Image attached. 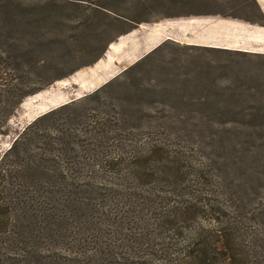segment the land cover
<instances>
[{"label":"rangeland","instance_id":"rangeland-1","mask_svg":"<svg viewBox=\"0 0 264 264\" xmlns=\"http://www.w3.org/2000/svg\"><path fill=\"white\" fill-rule=\"evenodd\" d=\"M233 1L244 9L232 11ZM233 12L259 20L249 0H0V110L7 108L8 93L19 96L24 78L34 84L51 79L4 124L0 158L17 144L5 167L19 179V136L54 109L65 107L54 117L59 121L50 122L54 128L94 127L102 112L127 118L148 113L156 118L124 125L159 134L198 130L200 143L214 136L220 158L214 174L239 194L242 212L252 214L264 203V57L187 47L178 43L175 23H166L175 19L169 17ZM167 32L173 40L163 41ZM41 60L46 72H26V65ZM100 87L101 97H88ZM262 222L263 215H253V235L264 232ZM259 238L264 245V233ZM247 245L253 246L246 241V251Z\"/></svg>","mask_w":264,"mask_h":264},{"label":"trees","instance_id":"trees-1","mask_svg":"<svg viewBox=\"0 0 264 264\" xmlns=\"http://www.w3.org/2000/svg\"><path fill=\"white\" fill-rule=\"evenodd\" d=\"M41 63L24 65L26 72H44ZM50 82L27 77L19 96L8 93L0 134L12 109ZM64 108L19 136V179L4 165L17 144L0 158V264H264V232L251 233L264 203L253 215L242 212L239 194L216 174L214 136L200 143L198 130L159 134L124 125L156 118L148 113L109 111L94 127H50ZM246 241L253 244L247 251Z\"/></svg>","mask_w":264,"mask_h":264},{"label":"crops","instance_id":"crops-1","mask_svg":"<svg viewBox=\"0 0 264 264\" xmlns=\"http://www.w3.org/2000/svg\"><path fill=\"white\" fill-rule=\"evenodd\" d=\"M249 1H251L253 10L257 12L260 21L251 19L252 14L249 17H243V15L239 16L233 12L231 15L225 16L215 13L216 17L212 14L169 17L175 19L167 20L166 23H175L178 30H174V32L178 34L181 32L179 41L182 43L179 41L178 43L187 47L264 57V0ZM243 7V4L233 1L230 9L232 11L242 10ZM211 18L213 19L211 20ZM199 30L202 31L199 36H192L198 34ZM168 32L163 41L173 40Z\"/></svg>","mask_w":264,"mask_h":264}]
</instances>
